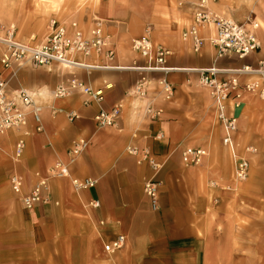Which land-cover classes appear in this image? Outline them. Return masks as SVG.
<instances>
[{"label":"crops","instance_id":"1","mask_svg":"<svg viewBox=\"0 0 264 264\" xmlns=\"http://www.w3.org/2000/svg\"><path fill=\"white\" fill-rule=\"evenodd\" d=\"M174 1L133 0L130 5L124 0L46 2L50 15L78 20L84 29L95 19L102 20L110 44L117 50L114 61L120 66L146 64L131 43L150 27L153 43L172 52L167 64L180 67L167 74L174 91L170 98L158 92L155 79L163 76L162 72L131 68L86 72L50 64L28 66L13 74L0 61V75L8 80L9 90L24 88L45 107L42 131L30 115L26 127L0 135V264H44L39 257L42 251L50 253L49 264H59L56 254L60 249L67 252L68 264H218L222 256L229 258L228 264H235L237 240L264 237V185H260L264 175V99L245 94L242 106L235 111L239 121L237 152L250 162L248 178L237 181L234 158L223 144L224 131L211 92L201 86L200 74L191 69L216 66L226 70L219 75L223 79L230 76L228 69L246 63L257 65L264 59V9L256 17L261 24L257 30L263 41L260 50L247 58L218 59L208 39L196 52L191 39L181 37L192 21L197 0L183 7L178 26ZM216 3L210 9L218 13ZM154 4L155 8L149 6ZM165 8H171L170 17ZM244 15L231 18L242 21L240 16ZM11 25L15 26L16 37L24 42L42 41L50 32L45 27L38 36L24 39L16 25ZM11 25L1 22L0 34L4 35ZM214 33L212 26L202 29L204 37ZM3 51L0 46V59ZM74 76L93 89L104 88L101 105L86 104L88 96L80 91L62 98L52 95L58 85ZM145 76L152 81L149 93L135 97L133 86ZM252 78L243 76L242 81ZM106 84L112 85L106 89ZM147 104L162 106L158 120L146 117ZM114 105L122 107L117 123L98 128L95 113L101 107L111 110ZM52 108L58 112L53 113ZM70 111L80 117L71 121ZM23 135L27 145L17 161L14 144ZM79 138L87 139L90 147L69 164V175L50 179L49 203L28 209L22 196L14 193L10 174L22 175L24 191H29L47 177L48 169L58 160L69 161L68 149ZM129 145L148 147L161 165L158 172L147 162L139 163V157L127 150ZM246 146H254L257 151L246 153ZM189 147L207 149L202 166L184 163L182 152ZM74 177L98 182L93 188L75 191ZM154 177L160 181L159 210L152 208L144 189L146 180ZM97 201L98 207H92L91 202ZM117 233L125 235L126 245L110 258L104 245ZM59 234L64 239L58 238Z\"/></svg>","mask_w":264,"mask_h":264},{"label":"built area","instance_id":"2","mask_svg":"<svg viewBox=\"0 0 264 264\" xmlns=\"http://www.w3.org/2000/svg\"><path fill=\"white\" fill-rule=\"evenodd\" d=\"M218 0H197L193 6V17L182 34V39H191L196 52H199L205 45L206 40L210 41L216 49V57L223 59L247 58L262 47V40L258 35L260 24L255 21H236L233 18L219 14L210 9L211 4ZM212 26L215 33L210 37L202 35V29ZM49 34L42 41H27L16 37L15 26L11 25L4 35L0 34V46L4 48L1 56V63L13 74L24 67H42L55 64L69 70L83 69L86 72L93 70L109 69H138L153 73L162 72L163 76L155 79L158 85V92L165 98H170L173 91V84L169 81L168 75L180 67L169 66L167 57L171 50L161 44H155L149 35L150 27L140 37L132 40V47L135 52L146 59L142 66L130 65L120 66L114 59L117 53L116 47L110 44L109 35L106 34L104 23L95 19L90 27L84 29L78 20H63L53 18L50 20ZM93 59V60H92ZM200 74L201 86L210 90L214 105L216 106L217 120L223 127V144L226 145L233 155L235 166V179L243 181L249 176L250 162L246 155L237 152L236 134L239 129V121L236 110L242 106V98L245 93L258 95L264 98V59L258 61L257 65L246 63L237 69H228L230 76L221 79L223 71L216 66L206 68H191ZM243 76L258 77L253 80L242 81ZM151 80L147 76L138 81L132 89L135 97H143L149 93ZM8 80L0 75V135H4L17 128L26 127L29 116L36 120L38 131H42V115L44 106L37 103L34 96L24 88L10 91ZM112 84H106L109 89ZM80 91L88 96L85 103L101 105L105 99L104 88H92L80 77H72L69 81L63 82L53 90L55 98H62ZM161 105L147 104L145 115L151 121L160 118L163 112ZM53 113L58 109L52 108ZM122 113L121 105H114L111 110L102 107L95 113L94 122L98 128H109L117 123ZM80 117L76 111L69 112V119L75 121ZM15 145L14 157L19 159L26 149V140L21 136ZM90 147V142L85 138H79L68 149L69 161L58 160L48 169L47 177L41 178L29 191H24L25 178L19 173L10 174V183L14 193L22 196V200L28 209H33L38 204L49 203L50 179L64 178L69 175V164L77 161V158ZM127 150L139 157V163L147 162L156 172L161 168L154 154L148 147L139 149L135 146H128ZM257 149L254 146H246L245 152L254 153ZM183 161L187 166L200 165L208 156L204 147H189L182 152ZM98 180L93 178H73L72 183L75 191L93 188ZM160 181L155 178L146 180L144 189L152 208L159 210L160 205ZM92 207H98L99 202H91ZM101 224L105 221L101 220ZM126 237L117 233L115 237L107 241L104 249L108 254H113L126 245Z\"/></svg>","mask_w":264,"mask_h":264},{"label":"rangeland","instance_id":"3","mask_svg":"<svg viewBox=\"0 0 264 264\" xmlns=\"http://www.w3.org/2000/svg\"><path fill=\"white\" fill-rule=\"evenodd\" d=\"M124 1H126L125 3L130 5L132 4V2L129 1H133V0H124ZM190 1L192 0H175L172 3V7L174 10L173 12L175 14L174 17H175L176 25H177V20L180 16L179 15L180 12H182L183 7L185 8L191 5ZM46 2L51 3L52 0H0V23L2 22L10 25L12 23L15 24L16 27L18 28L20 36L24 39H27L29 35L31 36L36 34L38 36L43 32V29L45 27H48L51 19L53 18L59 19L60 17H62L60 16L62 14L57 15L55 13L56 15H50L49 14L50 9ZM263 4H264L263 0H218L215 5L216 8L218 9L217 10L218 13L221 12L220 14L223 13V15L225 14L229 17H233L234 19H236L235 16H237V14L244 15L246 13L244 16H240L241 20L243 19L242 22L254 21L255 19L256 22L259 23V20L256 19V17L259 16V14L264 9ZM149 6L155 8L156 4ZM169 11L167 10V8H165V14L168 17H170ZM259 28H261V24ZM41 38H43V36H41ZM262 45H263V41H262ZM52 95H53V91H52ZM22 156L19 159H17V161L20 160ZM204 162L205 160L203 161L202 164L197 166H202ZM152 170L156 172L153 168ZM260 180H262L260 181V185L261 183H263L264 185V175L263 177H261ZM263 209H264V204H263ZM58 238L64 239V236L59 234ZM223 243L226 244V242ZM236 243H237V248H236L237 255L235 258L236 260L235 264H244V261H246L247 264H264V237H261V239H257V238L256 239L245 238L243 240L239 239L237 240ZM62 246L63 245L60 244L59 248H61ZM42 253L39 255V257L41 258V260H43L44 264L51 263L50 253L46 251H42ZM57 255L59 257V264H68L69 257H67V252L65 250L60 249L57 252L56 256ZM113 255L115 256V253L108 254V257L111 258ZM228 262H229V258L226 256H222L219 258L218 264H228Z\"/></svg>","mask_w":264,"mask_h":264},{"label":"bare ground","instance_id":"4","mask_svg":"<svg viewBox=\"0 0 264 264\" xmlns=\"http://www.w3.org/2000/svg\"><path fill=\"white\" fill-rule=\"evenodd\" d=\"M254 21L256 22V20L254 19ZM258 24H260V23H258ZM62 67V66H61ZM64 69H65V67H63ZM256 78H258L257 76L256 77H253L252 79H249V80H253V79H256ZM245 94H248V93H245ZM244 94V95H245ZM250 94V93H249ZM258 96V95H257ZM264 99V98H263Z\"/></svg>","mask_w":264,"mask_h":264}]
</instances>
